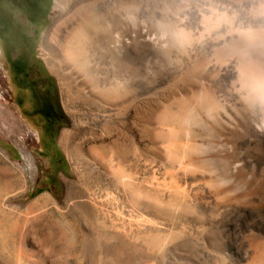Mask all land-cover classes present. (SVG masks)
<instances>
[{"label": "bare ground", "instance_id": "6f19581e", "mask_svg": "<svg viewBox=\"0 0 264 264\" xmlns=\"http://www.w3.org/2000/svg\"><path fill=\"white\" fill-rule=\"evenodd\" d=\"M126 1H54L70 13L42 58L72 176L22 204L33 156L0 148V264H264V0ZM3 68L0 133L17 140L33 130Z\"/></svg>", "mask_w": 264, "mask_h": 264}, {"label": "rangeland", "instance_id": "374dc122", "mask_svg": "<svg viewBox=\"0 0 264 264\" xmlns=\"http://www.w3.org/2000/svg\"><path fill=\"white\" fill-rule=\"evenodd\" d=\"M54 1L0 0V45L3 50V55L0 52V64L4 65L6 76H2L1 80L10 91V94L6 92V96L11 98L10 107L7 108L22 128L26 129V123L33 130L20 132L17 140L0 133V148L13 162L23 163L21 148H25L33 156L35 167L32 177L29 176L30 171L27 173L28 190L19 197L22 204L44 192L61 198L62 176H72L67 157L59 145L61 131L71 128L70 117L63 107L56 77L49 71L42 58V52L51 53L54 50L53 45L48 42L49 30L60 16L65 17L70 13L62 11L58 14L53 9ZM120 1L124 5L128 3L125 0ZM31 6L34 9L30 11ZM0 71L2 72V69ZM9 220L7 215L0 212V224H9ZM8 224H5L6 228ZM33 228H36L33 230L35 233L39 232L38 228L40 231L45 230L37 222L33 224ZM57 237L52 236L50 241L56 243ZM109 246L108 243L99 244V251H102L101 256L103 255L102 263L106 262L104 256L109 254ZM0 249V261H3L6 249ZM171 261L167 260L166 264H172ZM210 262L209 259L202 264H212ZM174 264L189 263L177 259Z\"/></svg>", "mask_w": 264, "mask_h": 264}, {"label": "crops", "instance_id": "0c3cea01", "mask_svg": "<svg viewBox=\"0 0 264 264\" xmlns=\"http://www.w3.org/2000/svg\"><path fill=\"white\" fill-rule=\"evenodd\" d=\"M2 46L0 45V52H1V55H3V52H2ZM0 65H3V64H0Z\"/></svg>", "mask_w": 264, "mask_h": 264}, {"label": "flooded vegetation", "instance_id": "af4514ba", "mask_svg": "<svg viewBox=\"0 0 264 264\" xmlns=\"http://www.w3.org/2000/svg\"><path fill=\"white\" fill-rule=\"evenodd\" d=\"M33 9H34V7H32V6H31V9H30V11H31V10H33Z\"/></svg>", "mask_w": 264, "mask_h": 264}]
</instances>
